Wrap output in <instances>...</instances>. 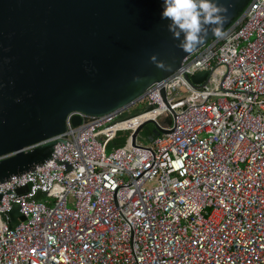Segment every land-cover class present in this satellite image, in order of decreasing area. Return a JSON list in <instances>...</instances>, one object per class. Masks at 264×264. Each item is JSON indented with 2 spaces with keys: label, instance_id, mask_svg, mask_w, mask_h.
<instances>
[{
  "label": "built area",
  "instance_id": "1",
  "mask_svg": "<svg viewBox=\"0 0 264 264\" xmlns=\"http://www.w3.org/2000/svg\"><path fill=\"white\" fill-rule=\"evenodd\" d=\"M149 120L169 131L132 145ZM50 140L68 145L0 184V264H264V0L126 105L69 112Z\"/></svg>",
  "mask_w": 264,
  "mask_h": 264
},
{
  "label": "water",
  "instance_id": "2",
  "mask_svg": "<svg viewBox=\"0 0 264 264\" xmlns=\"http://www.w3.org/2000/svg\"><path fill=\"white\" fill-rule=\"evenodd\" d=\"M250 1L214 0L228 9L222 32ZM163 8L164 0H0V184L68 145L50 138L66 130L69 112L102 115L126 105L217 37L205 25L202 42L182 51ZM207 73L186 77L198 82ZM145 124L132 132V145ZM168 131L155 126L152 134ZM8 214L15 224L17 208Z\"/></svg>",
  "mask_w": 264,
  "mask_h": 264
},
{
  "label": "clouds",
  "instance_id": "3",
  "mask_svg": "<svg viewBox=\"0 0 264 264\" xmlns=\"http://www.w3.org/2000/svg\"><path fill=\"white\" fill-rule=\"evenodd\" d=\"M227 11L214 0H164L161 18L170 21L168 31L173 39L180 41L178 47L184 52H191L208 34L205 25H214L212 34L217 37L222 35L223 14Z\"/></svg>",
  "mask_w": 264,
  "mask_h": 264
},
{
  "label": "trees",
  "instance_id": "4",
  "mask_svg": "<svg viewBox=\"0 0 264 264\" xmlns=\"http://www.w3.org/2000/svg\"><path fill=\"white\" fill-rule=\"evenodd\" d=\"M153 129H154V125L152 123L151 124H145L142 127V129L139 131L140 134H138V137H142V138L148 139V136L150 134H152ZM128 136H129V131H120V132H118L116 137L114 139H112L108 143V145L106 146V151H110V150H112L114 148L123 146L126 143V141L128 139Z\"/></svg>",
  "mask_w": 264,
  "mask_h": 264
},
{
  "label": "rangeland",
  "instance_id": "5",
  "mask_svg": "<svg viewBox=\"0 0 264 264\" xmlns=\"http://www.w3.org/2000/svg\"><path fill=\"white\" fill-rule=\"evenodd\" d=\"M186 94H188V93H186ZM142 104L143 103H141V105L136 110H134V107H130L128 109V111H127L128 114L135 113V112L143 110ZM147 124H151V123H147ZM139 134H140V132H139ZM137 143L148 146L149 145V140L146 139V138L137 137Z\"/></svg>",
  "mask_w": 264,
  "mask_h": 264
}]
</instances>
